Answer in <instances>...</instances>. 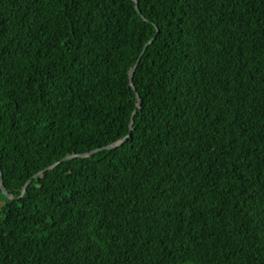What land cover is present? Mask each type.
Segmentation results:
<instances>
[{
	"label": "trees",
	"instance_id": "obj_1",
	"mask_svg": "<svg viewBox=\"0 0 264 264\" xmlns=\"http://www.w3.org/2000/svg\"><path fill=\"white\" fill-rule=\"evenodd\" d=\"M136 2L0 0V264H264V0Z\"/></svg>",
	"mask_w": 264,
	"mask_h": 264
},
{
	"label": "water",
	"instance_id": "obj_2",
	"mask_svg": "<svg viewBox=\"0 0 264 264\" xmlns=\"http://www.w3.org/2000/svg\"><path fill=\"white\" fill-rule=\"evenodd\" d=\"M133 1H134V4H135V9L137 10V12H139L138 5H137L136 0H133ZM147 45H148V43H146L145 46L143 47V50H142L141 54L143 53V51H144V49L146 48ZM138 60H139V58H138ZM134 71H135V66H133V67L129 70V84H130L131 86H132V76H133ZM136 99H137V106L140 107V100H139V96H138L137 94H136ZM132 122H133V119L131 118V120H130V124H129L130 129H131V126H132ZM130 134H131V130L129 131V134H128L126 137H124L123 139L118 140V141L114 142L113 144H110V145H108V146H106L105 148H102V149H114V148L120 146L123 142H125V141L127 140V138L129 137ZM96 151H99V149H97V150H93V151H91V152H89V153H87V154H83V155H79V156H80V157H86V156H89L90 154H92V153H94V152H96ZM74 157H75V156L66 157V158L63 159V160H69V159L74 158ZM27 184H28V183H27ZM27 184H26V186H27ZM0 188H1V190H3V192L6 194V196H7L8 198L13 199L11 196H9V195L4 191V187H3V184H2V178H0Z\"/></svg>",
	"mask_w": 264,
	"mask_h": 264
}]
</instances>
